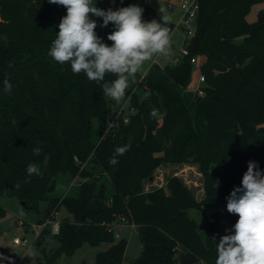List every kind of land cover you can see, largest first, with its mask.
I'll use <instances>...</instances> for the list:
<instances>
[{
    "label": "trees",
    "instance_id": "1",
    "mask_svg": "<svg viewBox=\"0 0 264 264\" xmlns=\"http://www.w3.org/2000/svg\"><path fill=\"white\" fill-rule=\"evenodd\" d=\"M262 1L200 0L197 49L192 42L189 48L204 75L203 93L193 89L188 57L165 66L151 62L138 74L144 88L131 94L135 111L124 121L100 85L48 55L66 8L48 0H0V196L16 197L24 210L45 201L37 224L60 207L72 216L61 219L57 234L45 230L34 239L38 264H55L83 244L101 242L111 245L96 254V264H123L127 241L109 230L121 216L136 225L140 238L134 264H215L217 243L238 220L228 213L226 198L241 186L249 161L264 173V11L253 22L246 18ZM95 6L118 10L113 0ZM160 9L152 0L143 20H159ZM90 18L111 46L114 25L101 27L102 18ZM115 78L108 74L105 81ZM5 79L11 93L4 91ZM129 140L131 150L110 165L115 148ZM175 162L199 164L201 200L176 176L145 191L155 168ZM29 163L39 176L28 177ZM214 166L219 170L212 172ZM76 176L90 180L81 181L74 195H51L58 178ZM5 212L0 205V217Z\"/></svg>",
    "mask_w": 264,
    "mask_h": 264
},
{
    "label": "clouds",
    "instance_id": "2",
    "mask_svg": "<svg viewBox=\"0 0 264 264\" xmlns=\"http://www.w3.org/2000/svg\"><path fill=\"white\" fill-rule=\"evenodd\" d=\"M63 6L67 14L58 24L59 31L52 41L48 55L61 65L70 64L74 74L84 73L89 81L100 85L110 100L120 102L125 98L130 80L147 61L159 55L167 56L170 49V18L143 20V9L137 5L118 10L97 8L96 0H48ZM90 17L102 18L101 27L109 23L114 30L107 36L111 46L96 34L97 23ZM108 74L116 78L105 81ZM12 84L5 79L4 91L11 93ZM157 115L156 110L150 113ZM131 150L129 140L115 148L110 165L120 163L119 157ZM38 155L39 148L33 149ZM27 175H40L39 169L29 163ZM27 182V181H26ZM19 188V183L16 184ZM227 199V211L238 216L231 233L220 238L216 246L215 264H264V173L254 161L248 162L241 186L232 190ZM226 231H229L226 229Z\"/></svg>",
    "mask_w": 264,
    "mask_h": 264
},
{
    "label": "rangeland",
    "instance_id": "3",
    "mask_svg": "<svg viewBox=\"0 0 264 264\" xmlns=\"http://www.w3.org/2000/svg\"><path fill=\"white\" fill-rule=\"evenodd\" d=\"M117 9L121 7H128L132 4L125 5L123 0H113ZM167 0H158L162 9ZM152 0H137L136 5L142 9L150 4ZM259 11H264V1L254 4L246 18L249 22H253L257 19ZM184 33L181 30L175 31L170 36V49L167 56L159 55L154 57L153 60L145 62L140 71L136 74L135 80H130V86L127 95L120 102H113L112 108L117 112L119 108H122L123 114L126 116L129 113L130 98L134 92H139L144 88L143 82L139 75H142L149 67L151 62H158L162 66L172 64L175 56L178 55L181 46L183 45ZM198 77L197 65L194 64L191 82H195ZM135 109H133V112ZM90 167V164H87ZM218 169L217 166L212 167V172ZM219 170V169H218ZM176 176L181 180L188 188L191 189L193 194L198 200L204 197L203 187V175L200 172L199 164L187 163V162H175V163H161L153 174L144 180V189L148 191L155 187L165 186L167 178ZM106 179V178H104ZM83 180H90L88 177L76 176L69 180L66 177H60L57 179L55 190L51 193L52 196H60L76 194L78 191V185ZM111 190V187L108 186ZM0 205L6 210L4 216L0 217V264H38V260L41 257V252L34 244V239L41 231H49V236L53 235L51 232V224L46 227H37L35 230L32 226L36 225L41 218V211L46 206L45 201H41L38 209L24 210L21 208L19 200L16 197H3L0 196ZM54 211V210H53ZM55 222L60 223L61 219L67 217L72 219V216L65 210L64 207H60L59 210L53 214ZM191 215L200 219L198 213L191 211ZM24 222V224L21 223ZM116 229L119 233V237L116 239L124 238L127 241L125 254L127 256L126 262L134 261L139 255L141 250L140 238L137 231L132 229L127 224L120 222L116 223ZM201 226L204 224L200 221ZM203 227V226H202ZM233 227H229L227 234H232ZM203 232V228H202ZM18 237L27 239L26 244H15L13 239ZM51 241H47L46 247L49 248ZM111 245L110 242H101L97 245L83 244L77 248L72 254L61 255L55 264H96V254L99 251L108 249ZM131 264V262L129 263Z\"/></svg>",
    "mask_w": 264,
    "mask_h": 264
},
{
    "label": "built area",
    "instance_id": "4",
    "mask_svg": "<svg viewBox=\"0 0 264 264\" xmlns=\"http://www.w3.org/2000/svg\"><path fill=\"white\" fill-rule=\"evenodd\" d=\"M200 0H167L164 4V15L170 16L178 12V16L175 19H170L169 25L167 27L170 29V36L175 31L181 30L184 33V40L183 45L181 46L179 53L177 56L174 57L173 62H177L179 59L183 57H188L192 64L198 63V56L195 54H191L189 44L193 41L195 31H196V20H197V13L199 10ZM204 81V75L198 72L197 82L194 85L193 89L198 93L202 94L203 90L201 88V83ZM129 112H133V108L129 109ZM117 115H122L123 120L127 121L128 117L125 116L122 112V108L116 112ZM55 211L53 212V214ZM54 216V215H53ZM54 217H48L45 221L40 224L33 225L32 227L36 230L37 227H46L49 223L51 224V232L53 234H57L59 232V223L53 220ZM117 222L122 224H127L132 229L136 230L135 224H129L124 217H119L116 221L112 222L109 225V230H111L114 236L117 238L119 237V233L116 229ZM24 224L23 221H21ZM40 233V232H39ZM38 233V234H39ZM15 244H26L27 239L23 237L22 239L15 237L13 239ZM130 263V262H129ZM128 262L124 261L123 264H129ZM195 264H204L202 261H199Z\"/></svg>",
    "mask_w": 264,
    "mask_h": 264
},
{
    "label": "water",
    "instance_id": "5",
    "mask_svg": "<svg viewBox=\"0 0 264 264\" xmlns=\"http://www.w3.org/2000/svg\"><path fill=\"white\" fill-rule=\"evenodd\" d=\"M178 16V12L171 14L169 16L170 19H175ZM197 49V38H194L192 43V50L195 51ZM22 205H24V202H21ZM131 264H134V261L131 262Z\"/></svg>",
    "mask_w": 264,
    "mask_h": 264
},
{
    "label": "crops",
    "instance_id": "6",
    "mask_svg": "<svg viewBox=\"0 0 264 264\" xmlns=\"http://www.w3.org/2000/svg\"><path fill=\"white\" fill-rule=\"evenodd\" d=\"M156 62V61H155ZM198 71V70H197ZM196 82H197V79H196V81L195 82H193V86L196 84ZM130 262H132V261H130Z\"/></svg>",
    "mask_w": 264,
    "mask_h": 264
}]
</instances>
